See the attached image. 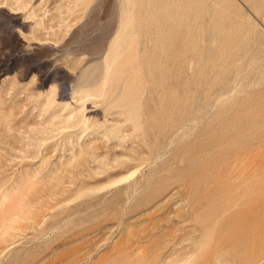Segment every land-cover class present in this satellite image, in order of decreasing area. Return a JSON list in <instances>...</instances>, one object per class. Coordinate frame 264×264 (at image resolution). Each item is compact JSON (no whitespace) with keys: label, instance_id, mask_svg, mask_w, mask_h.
<instances>
[{"label":"rangeland","instance_id":"rangeland-1","mask_svg":"<svg viewBox=\"0 0 264 264\" xmlns=\"http://www.w3.org/2000/svg\"><path fill=\"white\" fill-rule=\"evenodd\" d=\"M257 260L264 0H0V264Z\"/></svg>","mask_w":264,"mask_h":264},{"label":"bare ground","instance_id":"bare-ground-1","mask_svg":"<svg viewBox=\"0 0 264 264\" xmlns=\"http://www.w3.org/2000/svg\"><path fill=\"white\" fill-rule=\"evenodd\" d=\"M85 105V104H84ZM84 121V120H83ZM188 264V263H187ZM253 264H259V261L257 260V261H255Z\"/></svg>","mask_w":264,"mask_h":264}]
</instances>
